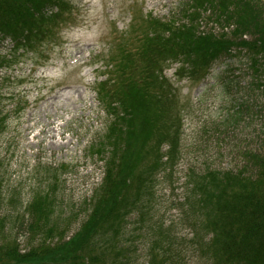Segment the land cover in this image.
Listing matches in <instances>:
<instances>
[{"label":"rangeland","instance_id":"1","mask_svg":"<svg viewBox=\"0 0 264 264\" xmlns=\"http://www.w3.org/2000/svg\"><path fill=\"white\" fill-rule=\"evenodd\" d=\"M186 1L71 0L73 12L67 24L37 53L15 52L10 40L0 42V53L8 54V59L16 54L19 60H10L0 79V118L6 120L0 129V219L7 224L0 226V251L23 253L61 238L27 231L28 206L37 192L49 191L54 198L51 222L67 221L61 225L65 235H72L87 218L106 169L104 161L92 155L90 144L104 133L110 118L95 92L105 78L102 74L112 70L107 67L110 54L120 56L116 41L132 31L134 9L182 19ZM201 25L204 30L222 31L207 15ZM242 37L253 40L247 34ZM180 65L176 61L164 65V86L157 87L156 99V106L172 108L179 153L172 160L171 144L163 143L162 166L154 183L151 178L148 201L128 217L124 239L134 250L131 264H148L157 226L177 234L189 264H209L191 248V178L207 168L237 172L247 164L250 151L263 152V93L249 69L248 55L223 58L205 77L177 71ZM223 70L226 74L220 76ZM229 76L234 86L227 91L224 83ZM171 163L176 165L170 168Z\"/></svg>","mask_w":264,"mask_h":264},{"label":"trees","instance_id":"2","mask_svg":"<svg viewBox=\"0 0 264 264\" xmlns=\"http://www.w3.org/2000/svg\"><path fill=\"white\" fill-rule=\"evenodd\" d=\"M183 6L181 21L150 17L142 32L119 44L120 56L111 64L113 73L98 91L111 120L90 144L92 155L103 160L106 169L87 218L72 235H65L61 225L67 221L61 225L51 222L54 198L49 191L37 192L28 206L27 231L61 238L57 244L39 245L23 253L2 250L0 264L132 263L133 247L124 239L128 217L148 201L151 178L154 183L162 166L163 143L171 144L172 160L179 153L172 108L156 106L166 63L181 62L180 71L202 77L223 58L246 53L264 106V0H187ZM69 7V0H0V42L10 39L15 52L37 53L38 47L55 39L67 24ZM205 15L221 25L222 31L202 29ZM230 25L234 30L227 28ZM245 34L253 40H245ZM135 41L141 45H131ZM12 59L19 62L16 54L8 59V54L0 53V72ZM222 72L220 76L226 74ZM228 78L227 91L234 86ZM117 106L120 109L114 111ZM5 123L1 117L0 129ZM246 156L247 164L237 172L207 168L191 178V248L209 264H264V142L263 152L250 151ZM3 225L7 226L0 219ZM184 247L176 233L157 226L148 264H189Z\"/></svg>","mask_w":264,"mask_h":264},{"label":"bare ground","instance_id":"3","mask_svg":"<svg viewBox=\"0 0 264 264\" xmlns=\"http://www.w3.org/2000/svg\"><path fill=\"white\" fill-rule=\"evenodd\" d=\"M53 137V136H52ZM69 144V142L65 143V145L67 146ZM64 145V144H63Z\"/></svg>","mask_w":264,"mask_h":264}]
</instances>
